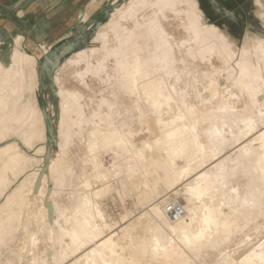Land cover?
<instances>
[{"label": "bare ground", "instance_id": "bare-ground-1", "mask_svg": "<svg viewBox=\"0 0 264 264\" xmlns=\"http://www.w3.org/2000/svg\"><path fill=\"white\" fill-rule=\"evenodd\" d=\"M165 2L113 0L109 22L106 28L98 31L95 44L88 42L78 52V60H66L56 70L55 96L62 101L63 108L61 116L55 120L60 129L56 148L47 149L45 145L48 141L45 117L38 119L39 110L36 104L33 105V99L23 100L26 86L34 84L33 76L27 73L30 61H33V71L39 78L42 63L44 70L45 67L48 69L52 62L57 61V56L64 55L67 44H61L58 51L51 45L47 52L43 46L28 45V51L25 44L24 48L21 46V37H15L11 41L8 62L0 54V142L8 139L9 135L18 136L25 146L43 154L45 167L41 171L26 169L29 159L17 142L0 146V198H4L0 203V264L14 261L12 258L2 260L1 251L9 250V243L23 232L26 236L24 249L27 251L16 254L18 262L23 259V264H30V259L34 258L43 264H102L100 255L92 256L91 253L94 245L104 241L109 230L115 236L117 226L132 229L137 225L152 224L163 228L166 222L175 221L165 211L168 203L187 205L180 194L182 189L174 184L176 172L184 167L195 169L202 162L211 163L208 158L217 146H210L202 134V147L194 146L187 158L175 161V167L161 153L154 154V158L146 163L136 160L134 155L140 147L139 141L147 138V133L135 135L140 131L139 120H133V116H139L134 109L136 98L122 92L119 87H113L117 84L113 78L123 74L117 65L130 63L132 52L138 49L141 57H147L148 49L160 55L156 53V42L146 39L148 30L145 25L155 19V13L161 12L163 29L172 37L168 51L177 62L175 69L185 73L181 76V86L189 79L198 80L200 91L208 86L219 94V98H225L226 90L232 88L231 95L235 96L239 95V90L233 84L240 79L241 68L237 65L243 66L240 55L246 50L245 44L248 45V55L244 62L259 66L264 61V56L252 43L253 37L261 38L262 34L248 31L244 36L233 35L226 26L207 21L202 0H176L178 5L189 2L196 5L193 17L198 10L202 17L199 27L195 19L187 15L186 8L178 6L176 13L181 15H174L171 11L144 7ZM251 2L264 29V0ZM210 3L214 8L220 5L216 0H210ZM165 15L167 21L163 20ZM86 16L79 20V26L86 22ZM79 26V31L85 30ZM211 26L219 29L220 35ZM225 43L230 52L225 50ZM42 50L49 59L40 62L37 55ZM81 61L85 62V71L76 69L78 65L76 67L75 64ZM67 76L69 79L65 80ZM90 76L101 83L99 92L90 85ZM172 81L175 82L174 77ZM67 82L72 85L68 86ZM113 92L116 93L115 98ZM203 94L205 98L211 96V93ZM49 103L52 110L55 106L51 98ZM219 103L220 99L214 101V104ZM140 107L143 109L145 106L141 104ZM212 107L205 105L200 110L210 112ZM149 122L151 119L146 118V127ZM210 124L202 126V133ZM219 127L225 133V140L239 136V129L231 125L229 128H223L222 124ZM128 132L133 135H126ZM121 138L127 141V148L118 143ZM93 145L95 148L90 152ZM219 147L223 151L222 145ZM129 152L133 156H129ZM106 154L111 155L109 166L104 161ZM129 167L134 173L131 179L128 178ZM14 182H20V185L8 192ZM104 200L117 205V210L112 209V203L110 209ZM186 215L184 211L181 218ZM33 221L35 225L31 228ZM97 230L99 239L96 238ZM33 237L37 241L35 245ZM231 247H235V242ZM224 252L225 259L229 256L236 258L228 247ZM103 254L110 256L107 251ZM174 259L180 264L181 255L177 253Z\"/></svg>", "mask_w": 264, "mask_h": 264}, {"label": "snow or ice", "instance_id": "snow-or-ice-1", "mask_svg": "<svg viewBox=\"0 0 264 264\" xmlns=\"http://www.w3.org/2000/svg\"><path fill=\"white\" fill-rule=\"evenodd\" d=\"M178 6L187 9V15L195 19L197 27L201 25L198 10L193 17L196 5L191 2L178 5L176 0H166L162 4L144 5L181 15L176 13ZM215 13L225 21L239 23L232 9L217 4ZM161 15V12L155 13V19L145 25L146 39L156 42V53L160 55L148 49L147 57H141L138 49L132 52L130 63H118L123 74L113 78L117 80L114 88L119 87L136 98L134 109L139 116H133V120H139L140 131L135 135L147 133V138L139 141L140 147L134 158L146 163L154 158V154L161 153L175 167V161L187 158L194 146L202 147V134L210 146L217 147L208 158L211 163L202 162L195 169L184 167L176 172L174 184L179 185L180 194L187 201L186 206H181L187 212L183 219L177 213L175 221L166 222L163 228L152 224L137 225L132 229L117 226L115 236L109 230L104 241L93 246L91 254L100 255L102 264H177L174 259L177 253L181 255L180 264H264V61L259 66L244 62L248 55L245 44L246 50L240 55L243 66L237 65L241 68L240 79L233 84L239 95H231L232 88H228L225 98H219L211 87L204 86L200 91L199 81L192 79L181 86V76L185 73L175 69L177 62L168 51L172 37L164 31ZM167 19L163 16V20ZM211 27L220 35L219 29ZM261 33L262 37H253L252 43L264 56V29ZM225 50L230 52L227 43ZM187 75L191 77V73ZM203 93H211L210 98H205ZM113 97H116L115 92ZM217 99L220 103L214 104ZM141 104L145 106L143 109ZM205 105H213L210 112L200 110ZM146 118L151 119L155 129L145 126ZM205 124L210 126L202 133ZM221 124L223 128L231 125L239 129V136L225 140V133L219 127ZM118 143L128 147L124 138ZM220 145L223 151H220ZM94 148L95 145L91 146L90 152ZM128 155L133 156V153ZM133 174L129 167L128 178L131 179ZM99 235L97 230V239ZM32 242L33 245L37 243L35 237ZM226 247L235 259L231 256L225 259ZM104 251L110 256H104ZM7 264L16 262L9 260ZM19 264H23V259ZM30 264L43 262L33 258Z\"/></svg>", "mask_w": 264, "mask_h": 264}, {"label": "rangeland", "instance_id": "rangeland-1", "mask_svg": "<svg viewBox=\"0 0 264 264\" xmlns=\"http://www.w3.org/2000/svg\"><path fill=\"white\" fill-rule=\"evenodd\" d=\"M62 4L64 5H75L77 11V20L73 23H65L63 25L64 27L58 31V33H63L62 36L55 42V44H46L43 42H47V40H43V42H40L36 46L40 48L43 46V50L47 52L51 45L56 47L57 50L60 49L61 44L65 43L66 46V52L63 56H57V61L52 62V64L47 69L45 67V70L42 68L40 72L39 78L37 77L33 71L34 63L33 61H30L31 65L27 68V73L33 76L34 84L32 86H26L27 89L25 90V97L23 101H27L28 99H33V105L36 104L38 112V119L42 118L44 119V125H45V137H48L47 149L50 147H57L56 143L58 138L60 137V129L56 125V118H59L61 116V112L63 111V108L61 107L62 101L56 98V91H57V85L55 81V73L56 70L62 67V65L65 63L66 60H78L76 56H78V52L86 47V44L90 42L92 45L95 44V41L97 40L98 31L102 28H106L105 26L109 22L108 14L112 13V3L113 0H60ZM123 2V0H120ZM221 7L223 8H229L232 9L234 12V15L236 18H238L239 23L236 24L235 21H225L224 18L217 16L215 13V8L210 3V0H202L204 11L206 13L207 21L226 26L229 28L231 33L233 35L238 36H244L248 31L252 33H261V29L263 26V23L258 19L256 15V7L254 4H252V0H216ZM61 5V4H60ZM22 15V14H21ZM87 15L86 22H84L81 26H79V23L82 18V16ZM79 27H84V31H79L77 29ZM15 37H21V40L19 41L23 47L25 46V49H27V46H35L34 44H27L26 41L22 36H15ZM14 37V38H15ZM45 46V49H44ZM24 48V47H23ZM43 50L39 53V56L41 61L35 57L36 61L42 62L44 59L45 61L48 60L49 55H46ZM11 51V47L9 45V40L6 42L3 41V43L0 46V54L5 58V61L8 62L9 54ZM31 51V50H30ZM76 57V58H75ZM35 61V62H36ZM82 62V61H81ZM79 62L78 64H75L76 69H81V71H85V62ZM46 64V62H45ZM80 64V65H79ZM96 64V62H94ZM73 65V67L75 66ZM81 67V68H79ZM69 79L67 76L65 80ZM89 83L90 85L96 89L97 92L101 89L102 85L99 81L89 77ZM68 86H71L72 83L67 82ZM38 86V87H37ZM50 95V96H49ZM52 95V96H51ZM88 95V92H87ZM50 98L54 102V106L52 110L49 109L50 107ZM43 111V112H42ZM41 116V117H40ZM149 126H151L153 129H155V125L152 122H149ZM145 133V132H144ZM9 138H5L3 141L0 142V146H3L9 142H17L20 149L26 151L25 154L27 155L29 161L26 165V169L29 171L36 170L41 171L45 167L43 166L42 162V156L43 154L36 153L35 148H29L25 146L19 139L18 136L12 135L8 136ZM39 142L36 143V145ZM111 155L106 154L104 156V161L107 166H109L111 161ZM16 185V186H15ZM20 185V182H14L9 191L13 190L14 188H17ZM109 198V197H108ZM106 198V199H108ZM106 203L109 205L112 203V205L116 207H112V209L117 210V205H115L113 202L108 203V200ZM4 202V198H0V203ZM128 202V201H127ZM109 207V208H110ZM111 209V208H110ZM119 209V208H118ZM120 211V210H119ZM116 217V216H114ZM34 222V221H33ZM35 225V222L32 224L31 228ZM26 236L25 233L19 234L15 240H12L9 243V250L3 249L1 251V259L7 260L8 258H12L16 264H18V259L16 258V254H21L24 251V244H25ZM12 253H15V255H12Z\"/></svg>", "mask_w": 264, "mask_h": 264}, {"label": "crops", "instance_id": "crops-1", "mask_svg": "<svg viewBox=\"0 0 264 264\" xmlns=\"http://www.w3.org/2000/svg\"><path fill=\"white\" fill-rule=\"evenodd\" d=\"M60 2L62 1L0 0V46L3 41L9 40L11 47L15 36H22L27 44L37 45L43 40H47L43 43L55 44L63 34L58 31L65 23L74 24L80 12L75 5L68 6Z\"/></svg>", "mask_w": 264, "mask_h": 264}, {"label": "built area", "instance_id": "built-area-1", "mask_svg": "<svg viewBox=\"0 0 264 264\" xmlns=\"http://www.w3.org/2000/svg\"><path fill=\"white\" fill-rule=\"evenodd\" d=\"M165 211L173 220H175L177 213H180L181 217L184 215V211L178 203H168L165 207Z\"/></svg>", "mask_w": 264, "mask_h": 264}]
</instances>
